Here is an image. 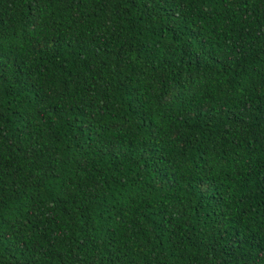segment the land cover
Listing matches in <instances>:
<instances>
[{"label": "trees", "instance_id": "1", "mask_svg": "<svg viewBox=\"0 0 264 264\" xmlns=\"http://www.w3.org/2000/svg\"><path fill=\"white\" fill-rule=\"evenodd\" d=\"M0 264H264V0H0Z\"/></svg>", "mask_w": 264, "mask_h": 264}]
</instances>
